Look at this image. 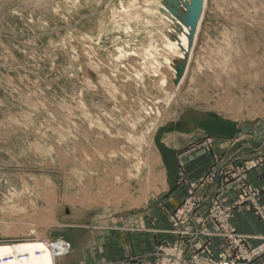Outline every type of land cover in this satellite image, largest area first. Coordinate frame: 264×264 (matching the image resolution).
<instances>
[{
	"label": "rangeland",
	"instance_id": "rangeland-1",
	"mask_svg": "<svg viewBox=\"0 0 264 264\" xmlns=\"http://www.w3.org/2000/svg\"><path fill=\"white\" fill-rule=\"evenodd\" d=\"M171 1L174 21L187 11L178 0H0V246L56 245V264L78 211L134 228L165 211L155 264L264 256V237L252 247L232 224L246 205L264 220L248 175L264 164V0H208L183 57L168 49L180 38ZM222 121L249 132L241 153L256 159L217 187L215 156L199 178L184 157L212 150ZM173 193L188 196L172 208Z\"/></svg>",
	"mask_w": 264,
	"mask_h": 264
},
{
	"label": "crops",
	"instance_id": "crops-1",
	"mask_svg": "<svg viewBox=\"0 0 264 264\" xmlns=\"http://www.w3.org/2000/svg\"><path fill=\"white\" fill-rule=\"evenodd\" d=\"M233 126L235 127V130H232L235 133L234 136L229 130L230 126L224 125L222 121L215 135L210 134L206 137L207 140L213 142L214 147L211 150L206 145L205 151H202L204 155L195 154L194 151L185 154V163L192 170L193 177L199 178L203 172L208 170L213 163V156H215L218 160V170L222 176L217 178L215 184L220 187L221 183L225 181L224 171L234 166L240 168L245 165L244 161L250 162L256 159L255 152H251L253 153L251 155L248 154V157L241 153V149L245 148L246 144L243 143L244 141L241 142L240 138L249 132H245L241 125ZM235 136L239 138L237 144L233 140ZM193 138L194 136L190 139ZM209 150H211L210 153ZM198 155L200 157L196 159ZM166 164L165 170L168 171L169 181L170 179L171 181L176 180L175 162L167 161ZM248 175L250 183L261 190L260 203L264 206V164L249 171ZM236 195V190L229 187L222 188V197L228 201L236 198ZM187 196L173 193L168 196V201L173 204L172 208H176L185 201ZM168 208L170 209L171 206ZM160 214L162 216L155 218L152 211L145 213L137 219L139 228H134L128 227L126 224L121 225V220H119V224L117 220L106 221L101 216H94L88 211H78L73 214L74 219L78 218L76 224L70 227V232L63 235L71 243L72 252L68 257L57 259L56 264H155V254L161 244V236L167 234L172 228L169 215L165 211H161ZM232 224L238 233L252 237L249 240L252 247L260 244V240L256 237H264V220L257 216L250 206H242L235 210ZM142 225H146V228H140ZM176 239L175 236L168 237L170 243L175 242ZM213 249L214 251L218 250L217 246ZM255 264H264V256Z\"/></svg>",
	"mask_w": 264,
	"mask_h": 264
},
{
	"label": "bare ground",
	"instance_id": "bare-ground-1",
	"mask_svg": "<svg viewBox=\"0 0 264 264\" xmlns=\"http://www.w3.org/2000/svg\"><path fill=\"white\" fill-rule=\"evenodd\" d=\"M178 1L183 3V7L187 8V11L186 13L181 14L182 15L181 17L174 18L173 21L172 15H174V11L171 10V8H169L168 6L165 7L166 10L170 12L168 13L166 11L165 14L166 21H170V20L173 21L171 22L174 23V26L172 27L174 30L178 32V35L180 36V38H176V39L170 38L171 40L168 38L169 41L167 44L169 50H171L172 52L175 51V53H178L183 57L184 53L181 51L189 50L191 53L193 44L195 43V41H197L196 40L198 36L197 32L200 29L202 20L204 19L203 16L204 13L206 12V8H207L206 6L208 0H203V4L199 9L194 8L191 0H178ZM174 2L176 1L174 0ZM175 36L173 35V37ZM22 255L24 256L22 257ZM55 255H56V245L50 248L44 242H31V243H24L17 245L0 246V264H55L54 262Z\"/></svg>",
	"mask_w": 264,
	"mask_h": 264
},
{
	"label": "water",
	"instance_id": "water-1",
	"mask_svg": "<svg viewBox=\"0 0 264 264\" xmlns=\"http://www.w3.org/2000/svg\"><path fill=\"white\" fill-rule=\"evenodd\" d=\"M191 1H192V4H193L195 9H199L202 6V4H203V0H191ZM172 4L173 3L171 2L168 5L171 9L174 8V6Z\"/></svg>",
	"mask_w": 264,
	"mask_h": 264
},
{
	"label": "built area",
	"instance_id": "built-area-1",
	"mask_svg": "<svg viewBox=\"0 0 264 264\" xmlns=\"http://www.w3.org/2000/svg\"><path fill=\"white\" fill-rule=\"evenodd\" d=\"M217 213H218V212H217ZM221 216H223V215L220 214V217H221ZM58 244H59V243H58ZM60 244H61V243H60ZM62 244H63L65 250H67V252H66L65 255H61V256H59V257L67 256V255L70 253V247L68 246V244H67V243H64V242H62ZM57 258H58V257H57ZM206 263H213V262H206ZM225 264H227V263H225Z\"/></svg>",
	"mask_w": 264,
	"mask_h": 264
}]
</instances>
